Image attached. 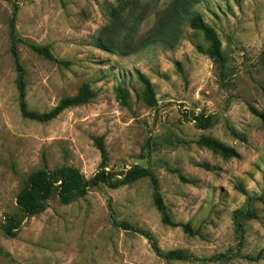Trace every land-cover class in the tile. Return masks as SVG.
<instances>
[{
    "label": "rangeland",
    "instance_id": "374dc122",
    "mask_svg": "<svg viewBox=\"0 0 264 264\" xmlns=\"http://www.w3.org/2000/svg\"><path fill=\"white\" fill-rule=\"evenodd\" d=\"M184 2L0 0V264H203L159 257L145 237L114 225L109 198L117 221L151 232L164 251L214 258L206 264H264V124L249 109L264 113V0H199L191 8L219 35L223 66L199 51L210 41L185 19L178 35L147 43ZM16 3L18 37L70 62L58 66L19 43L29 108L50 111L85 83L95 93L51 122L24 119L19 110L9 38ZM108 24L109 30L116 25L119 42L127 41L124 51L98 45ZM137 72L152 82L154 106L146 103ZM120 87L129 91L128 106L117 99ZM201 115L212 120L211 128L197 124ZM98 136L105 138L107 169H150L173 220L190 223L194 234L162 223L148 179L92 188L69 204L54 196L33 217L19 211L17 195L44 160L49 169L72 166L91 178L101 164ZM203 136L238 156L226 159L200 146ZM236 211L254 214L239 219L243 238ZM8 215L21 222L15 236L3 228Z\"/></svg>",
    "mask_w": 264,
    "mask_h": 264
},
{
    "label": "trees",
    "instance_id": "16d2710c",
    "mask_svg": "<svg viewBox=\"0 0 264 264\" xmlns=\"http://www.w3.org/2000/svg\"><path fill=\"white\" fill-rule=\"evenodd\" d=\"M198 2L199 0H186V2H184L179 8L167 13L159 28L147 37V43H149V40H153L154 42L164 41L166 38H172L178 35L181 22L185 19L192 29L202 32L210 41V47L208 50H203V48L198 47L199 51L209 55L215 63L223 66L225 57L222 51V42L219 35L213 27L204 21L200 14L191 11V8ZM18 11L19 5L16 3L14 5L13 14L9 23V38L11 43L10 52L17 72L16 85L18 90L19 110L22 117L31 121L47 123L57 119L64 111L70 108L88 104L95 97V93L91 89L90 85L85 83L81 86L77 95L62 99L50 111L39 112L29 108L27 103L26 71L20 57L18 47L19 43H25L32 51L57 64L58 66L69 67L70 62L57 58L52 53L49 46H41L22 41L18 37L17 33ZM117 15L118 13L115 14L116 19L118 18ZM110 27L111 24L106 26L104 34L98 38V45H101L106 49H120L124 51L123 47L127 41L122 40L119 42L117 40L118 34L115 29L116 25H114L111 30H109ZM137 76L143 85V94L146 103L150 106H154L157 103V99L152 82L147 76L140 72H137ZM261 89L264 94V86H262ZM116 93L118 101L123 106H128L129 91L120 87L117 88ZM249 109L251 113L258 117L264 124V113L259 112L254 106H249ZM195 120L197 124L204 129L211 128L214 124L209 117L206 118L203 115L196 117ZM230 131L234 137L240 140L242 139L234 129L231 128ZM94 143L100 152L101 164L99 166V170L91 178H87L78 168L72 166L66 165L55 169H49L47 161L44 160V168L32 172L29 175L24 187L17 195L16 203L19 211L23 213L25 217H33L44 212L48 208V201L54 196L58 197L62 204H69L75 199L87 194V192L92 188L106 186L109 189H118L126 185H131L139 180L148 179L153 188L155 206L162 216V223L171 227H180L185 232L194 234L190 223H181L173 220L161 193L160 180L154 172L146 167L135 165L120 174H115L107 169L109 159L104 136L95 137ZM198 144L226 159L238 156L234 148L213 137L203 136L199 139ZM175 172L179 173L177 171ZM180 178L183 179L182 176H180ZM237 190L248 196L249 202L254 200V198L249 195L248 191L243 186H238ZM108 208L115 226L124 230H131L145 237L150 242L153 250L159 257L167 260L193 261L203 264H206L208 261H212V259H214L211 258L208 260L198 258L183 250L164 251L159 246L156 238L151 232L132 226L126 222H119L115 219L112 198H109L108 200ZM234 214L237 233H240V238H243V225L239 222V219L241 217L246 219L253 218L254 214L249 211H236ZM20 227L21 222L16 216H6V223L3 225V228L8 236H15L19 232Z\"/></svg>",
    "mask_w": 264,
    "mask_h": 264
}]
</instances>
